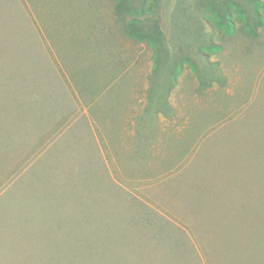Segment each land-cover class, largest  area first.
Here are the masks:
<instances>
[{"label": "rangeland", "instance_id": "374dc122", "mask_svg": "<svg viewBox=\"0 0 264 264\" xmlns=\"http://www.w3.org/2000/svg\"><path fill=\"white\" fill-rule=\"evenodd\" d=\"M115 2L0 0V264H264V0ZM45 37L110 57L114 38L118 85L133 95L138 67L159 122L107 123L105 153L85 123L57 139L27 89Z\"/></svg>", "mask_w": 264, "mask_h": 264}, {"label": "crops", "instance_id": "0c3cea01", "mask_svg": "<svg viewBox=\"0 0 264 264\" xmlns=\"http://www.w3.org/2000/svg\"><path fill=\"white\" fill-rule=\"evenodd\" d=\"M30 3L27 5L28 9L33 13L39 27H42L40 30L44 32L40 23L43 9L32 8ZM101 12L105 24H108L103 10ZM127 22L128 19L125 33L132 38L127 30ZM110 29L115 35V29L112 26ZM43 37L44 33L41 38ZM111 40L108 39L107 42H112L116 48L115 57L114 48L110 51L112 46L109 45L108 53L111 52L113 57L103 52L70 51L61 41H58L57 46L54 41L45 37L40 42L44 51H41L40 46L39 52L28 54L26 64L27 89L32 90L35 95L31 98L34 106L48 108L47 116L54 117L53 121L57 124H64L56 138H62L63 134L85 123L86 128L98 140L103 153L106 149H113L109 133L104 129L107 123L120 124L118 129L123 132L120 134L124 139H129L143 130L147 110L152 124H157L161 119L156 115V111H160L156 107V100L159 102L161 99V91L157 92L155 86L150 85L147 97L146 85L143 81L140 83V78L143 79L145 75L138 67L134 68L137 85L133 95H130L131 89L127 90L128 87L118 85L121 77L129 72V57H124L121 44L116 43L114 38ZM30 58L33 61L31 63ZM30 69L33 70L32 74ZM93 72L96 74H92ZM29 80L34 83L31 85ZM106 160L109 161L107 157Z\"/></svg>", "mask_w": 264, "mask_h": 264}, {"label": "trees", "instance_id": "16d2710c", "mask_svg": "<svg viewBox=\"0 0 264 264\" xmlns=\"http://www.w3.org/2000/svg\"><path fill=\"white\" fill-rule=\"evenodd\" d=\"M115 9L116 12L121 14V15H129L130 12L132 11V9L130 8V5L128 3V0H116L115 2ZM257 14L259 17V22H262V16L259 13V10H257ZM127 30L129 35L132 38H135L139 41H148V40H152V38L149 36L147 37V34L144 33L142 27H141V20L138 18H133V19H128L127 22ZM149 41V42H150Z\"/></svg>", "mask_w": 264, "mask_h": 264}]
</instances>
